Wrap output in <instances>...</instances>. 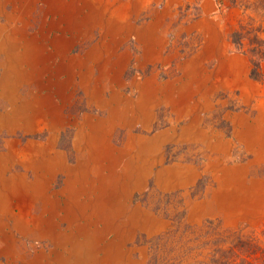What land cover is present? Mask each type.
<instances>
[{"label":"rangeland","instance_id":"374dc122","mask_svg":"<svg viewBox=\"0 0 264 264\" xmlns=\"http://www.w3.org/2000/svg\"><path fill=\"white\" fill-rule=\"evenodd\" d=\"M240 23L264 39V0H0V264H215L264 241V60L254 78Z\"/></svg>","mask_w":264,"mask_h":264},{"label":"trees","instance_id":"16d2710c","mask_svg":"<svg viewBox=\"0 0 264 264\" xmlns=\"http://www.w3.org/2000/svg\"><path fill=\"white\" fill-rule=\"evenodd\" d=\"M244 29L246 26L240 23V28L231 35L232 43L238 50L245 51V41H249L251 47L248 48V52L254 65L252 76L258 78L261 62L264 60V39L258 34H254L251 38L250 31L244 32ZM215 264H264V241L254 239L240 253L233 250L223 252Z\"/></svg>","mask_w":264,"mask_h":264},{"label":"bare ground","instance_id":"6f19581e","mask_svg":"<svg viewBox=\"0 0 264 264\" xmlns=\"http://www.w3.org/2000/svg\"><path fill=\"white\" fill-rule=\"evenodd\" d=\"M70 18V17H69ZM66 22H67V28L71 31H74V35L77 37L79 34H80V32H81V27L82 26H80L79 24H77L78 22L75 20V18H73V16L71 17V20L70 19H66ZM81 24H83V23H81ZM103 24H105V23H103ZM109 26H111V28L112 27H114L113 25H112V23L111 24H108V28H109ZM1 34V33H0ZM2 35V34H1ZM4 35V34H3ZM2 35V36H3ZM4 37V36H3ZM5 38V37H4ZM70 39V38H69ZM20 41V40H19ZM67 41H69V40H67ZM58 42V41H57ZM2 43V42H1ZM0 43V44H1ZM15 43H17V41L15 42ZM19 43V42H18ZM21 43V42H20ZM60 41L57 43V46H60ZM2 45V44H1ZM6 45V44H5ZM23 46H24V44H23ZM2 46H0V48H1ZM150 47V46H149ZM99 49V48H98ZM30 51H29V53L26 51V52H21L20 54H18V55H21V56H23L24 58H25V60H27L28 59V57H30ZM90 56V55H89ZM90 57H92V56H90ZM90 60V59H89ZM13 62H15V63H22V59H20L19 57H17V58H15V60L13 61ZM8 76V74L5 76V77H7ZM4 82L6 83V78L4 79ZM52 108V107H51ZM41 109V108H40ZM142 109V108H141ZM33 110V109H32ZM136 111V110H135ZM128 112H129V110H128ZM54 114V111H46V112H44V110H35V111H31L30 109H28V107L27 106H20V107H18V108H14L13 110H12V113H10V114H8L9 115V119H10V121L11 122H13V123H16V124H20V123H22V122H26L27 124H31L32 123V121H38V119L39 120H41L42 119V116L43 115H45V117H48V116H51V115H53ZM128 117H130V116H128ZM138 117V116H137ZM141 117V116H140ZM146 118V117H145ZM149 118V117H148ZM130 119V118H129ZM0 120H2V119H0ZM128 120V119H127ZM126 120V121H127ZM143 120H144V118H143ZM6 121V120H5ZM4 121V122H5ZM9 121V120H8ZM130 121V120H129ZM145 121V120H144ZM128 122V121H127ZM5 125V124H4ZM99 127V126H98ZM101 127H103V126H101ZM101 127H99V128H101ZM94 129V128H93ZM99 130V129H98ZM92 131V130H91ZM93 132V131H92ZM86 134V133H85ZM87 136V135H86ZM88 138V137H87ZM152 145V144H151ZM150 145V146H151ZM154 147V146H153ZM150 150V149H149ZM140 151V150H139ZM147 151V150H146ZM129 156V155H128ZM8 157V156H7ZM12 157V156H11ZM14 157V156H13ZM12 157V158H13ZM7 160V159H6ZM10 160V159H9ZM8 161V160H7ZM132 161V160H131ZM1 162V161H0ZM35 163V162H34ZM46 163V162H45ZM52 164V163H51ZM53 165V164H52ZM59 165V164H58ZM133 167V166H132ZM134 179V178H133ZM162 179V178H161ZM5 194H7V192H5ZM8 195V194H7ZM9 196V195H8ZM86 228H87V226H85ZM83 230H84V227H83Z\"/></svg>","mask_w":264,"mask_h":264},{"label":"crops","instance_id":"0c3cea01","mask_svg":"<svg viewBox=\"0 0 264 264\" xmlns=\"http://www.w3.org/2000/svg\"><path fill=\"white\" fill-rule=\"evenodd\" d=\"M27 50H28V49H27ZM31 51H32V50L30 49V53H31ZM27 52L29 53V51H27ZM31 57H32V56H31V54H30V57H28L27 60H25V58H23L22 63H15V62L11 63V62H9V68H10V67H11V68H12V67H16V68H17L18 65H19V66H20V65L22 66V64H24L25 62L30 61V60H31ZM11 58H12V57H11ZM17 64H18V65H17ZM11 68H10V71H12ZM14 69H15V68H14ZM7 74H8V76H7V77H4V79L6 78V82H7L8 79H11V75H13L12 72H11V73H10V72H7V73L5 74V76H6ZM16 74H17V73H16ZM4 79H3V81H2L3 84H5ZM13 81H15V80H13ZM46 111H47V110H44V112H46ZM10 113H12V111L9 112V114H10ZM44 117H45V115L42 116V118H44ZM46 118H47V117H46ZM38 121H40V120L38 119ZM38 121H37V123H38ZM34 122H35V121H32V123H34ZM32 123H31V124H32Z\"/></svg>","mask_w":264,"mask_h":264}]
</instances>
